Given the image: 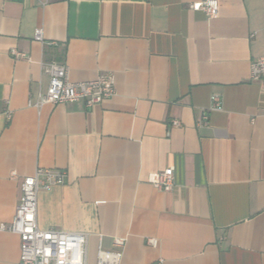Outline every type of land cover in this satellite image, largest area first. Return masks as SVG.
<instances>
[{
  "label": "crops",
  "instance_id": "obj_1",
  "mask_svg": "<svg viewBox=\"0 0 264 264\" xmlns=\"http://www.w3.org/2000/svg\"><path fill=\"white\" fill-rule=\"evenodd\" d=\"M196 1L0 0V224L21 177L55 168L65 182L39 191L37 224L87 233L86 264L114 237L120 264H264V87L250 78L264 0H219L215 17ZM50 60L74 82L111 73L114 94L29 106ZM165 168L171 191L152 184ZM19 256L0 229V264Z\"/></svg>",
  "mask_w": 264,
  "mask_h": 264
},
{
  "label": "built area",
  "instance_id": "obj_2",
  "mask_svg": "<svg viewBox=\"0 0 264 264\" xmlns=\"http://www.w3.org/2000/svg\"><path fill=\"white\" fill-rule=\"evenodd\" d=\"M47 2L49 0H43ZM194 11H202L207 17H215L219 11V0H201L189 3ZM35 39L42 40L40 30L35 32ZM15 58H27L26 54L11 49ZM42 71L48 75V84L36 94L28 105L41 107L43 104L64 103L83 100L87 106L99 103L114 94V79L111 73H103L89 81H71L66 63L50 60L41 63ZM250 78L264 87V56L250 63ZM218 97H213L210 109H219ZM9 116V113H7ZM206 118V115H204ZM178 125V121H172ZM14 175V173H12ZM65 182V172L61 169L38 167L32 175L20 179V195L12 221L1 223L0 229L16 233L20 241L18 264H86L87 233H72L56 228H41L37 224V196L39 191L48 190ZM153 186L161 191H171L174 175L171 168L157 173ZM149 245L155 246L157 239L147 238ZM125 245L123 237H114L113 248L98 247L96 264H120Z\"/></svg>",
  "mask_w": 264,
  "mask_h": 264
}]
</instances>
